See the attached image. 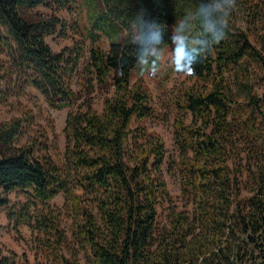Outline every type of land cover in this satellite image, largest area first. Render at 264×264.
<instances>
[{"label":"trees","instance_id":"16d2710c","mask_svg":"<svg viewBox=\"0 0 264 264\" xmlns=\"http://www.w3.org/2000/svg\"><path fill=\"white\" fill-rule=\"evenodd\" d=\"M73 2L84 12L91 81L99 91L112 88L100 112L89 101L76 105L71 87L84 41L53 51L46 37L65 24L55 13L34 11ZM220 2L0 0V44L16 79L35 87L51 107L69 108L64 170L47 153L36 154L40 140L17 143L33 117L29 109L0 122V208L15 225L28 224L49 264H264V160L257 157L254 170L244 163L246 140L257 155L264 150V97L253 82L256 67L264 74V51L224 25ZM168 49L192 62L195 70H187L195 82L174 97L177 154L168 164L186 205H170L162 225L157 207L171 202L166 147L141 123L155 110L131 79L136 73L141 82L148 70L159 69ZM6 95L0 88V99ZM244 170L253 177L247 195ZM16 189L29 191L18 207L9 198ZM59 193L62 207L31 212ZM12 255H2L0 264H16Z\"/></svg>","mask_w":264,"mask_h":264},{"label":"rangeland","instance_id":"374dc122","mask_svg":"<svg viewBox=\"0 0 264 264\" xmlns=\"http://www.w3.org/2000/svg\"><path fill=\"white\" fill-rule=\"evenodd\" d=\"M220 6L224 10V25L236 36L244 35L254 49L264 51V0H221ZM34 11L55 13L65 24V28L59 25L55 33L46 37V42L53 51L57 52L65 47H72L76 42L84 41L86 48L78 69L71 78V87L76 94V105L89 101L92 107L100 112L103 97L105 94H110L112 88L108 93H105L99 91L91 81L92 74L88 64L90 42L85 40L82 33L84 12L76 2H73L69 8L56 10H53L50 5H39L35 7ZM100 45L107 48V40L102 38ZM178 60V56L168 49L162 58L159 69L148 70L142 76L141 82H138L136 73L131 79L133 86L141 87L148 92L150 103L155 110L152 117L142 120L141 123L148 131L157 132L163 138L166 147V164L163 167V172L171 202L164 200L157 207L158 222L162 225L169 222L170 205H175L178 209H183L186 205V201L180 195L177 175L168 172V164L176 159L177 154L172 137V123L176 114L174 97L180 89L191 86L195 82V78L187 69L174 68ZM254 70L256 71L253 80L254 91L259 98H262L264 97V74L257 67ZM16 78L17 74L13 72L10 59L0 44V88L7 94L5 98L0 99V122L20 116L24 109H29L33 113V117L29 124H24L23 132L17 143L24 144L28 139L40 140L43 143V149L37 150L36 154L47 153L58 167L64 170L65 137L63 128L69 108L55 109L51 107L35 87L30 84L22 86ZM245 143L248 155L244 163L247 168L254 170L257 157L264 160V150L261 155H257V147L252 145L249 140H246ZM243 181L245 184L243 195H247L253 185L252 174L247 170H244ZM9 198L11 203L18 207L19 204L28 200L29 191L16 189L10 192ZM63 203L64 196L59 193L45 205H32L31 212L43 206L45 208H60ZM62 225L69 235L70 220L66 215L63 217ZM2 255L14 256L16 264H49L34 241L28 224L23 222L15 225L13 221L8 220L7 210L4 207L0 208V257ZM81 264H83V260Z\"/></svg>","mask_w":264,"mask_h":264},{"label":"clouds","instance_id":"9594fccd","mask_svg":"<svg viewBox=\"0 0 264 264\" xmlns=\"http://www.w3.org/2000/svg\"><path fill=\"white\" fill-rule=\"evenodd\" d=\"M226 35L227 34L217 36L215 43L218 44L221 40H224L226 38ZM190 67L193 71L195 70L192 62L185 58H181L180 60L177 61L176 65H174V68H177L180 70L189 69Z\"/></svg>","mask_w":264,"mask_h":264}]
</instances>
